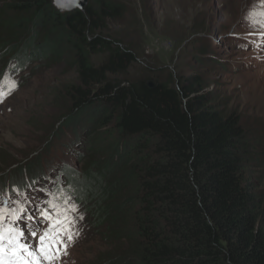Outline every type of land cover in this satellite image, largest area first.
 I'll return each instance as SVG.
<instances>
[{"label":"trees","instance_id":"16d2710c","mask_svg":"<svg viewBox=\"0 0 264 264\" xmlns=\"http://www.w3.org/2000/svg\"><path fill=\"white\" fill-rule=\"evenodd\" d=\"M127 9L0 0V85L33 61L66 60L67 117L99 132L107 199L88 229L107 247L92 264H264L260 142L203 74L149 67L131 78L136 50L108 32Z\"/></svg>","mask_w":264,"mask_h":264},{"label":"rangeland","instance_id":"374dc122","mask_svg":"<svg viewBox=\"0 0 264 264\" xmlns=\"http://www.w3.org/2000/svg\"><path fill=\"white\" fill-rule=\"evenodd\" d=\"M120 1L127 13L108 32L137 52L130 77L149 67L207 76L218 101L242 115L264 156V0ZM250 12L256 15L249 18ZM101 57L93 55L97 63ZM74 71L66 60L33 61L0 85V193H6L0 219L9 226L13 214L21 216L14 226L25 229L24 242L35 247L38 238L29 236L24 217L37 205L47 207L45 201L74 203L79 235L56 264H92L107 247L88 229L101 221L107 199L108 169L92 147L99 132L81 126L80 114L68 118L61 98Z\"/></svg>","mask_w":264,"mask_h":264},{"label":"snow or ice","instance_id":"6c2138e0","mask_svg":"<svg viewBox=\"0 0 264 264\" xmlns=\"http://www.w3.org/2000/svg\"><path fill=\"white\" fill-rule=\"evenodd\" d=\"M70 2L75 4L76 0ZM58 4L60 7L69 6L63 0H58ZM255 15L256 13L250 12L249 18ZM12 191L19 192L15 188ZM5 194L0 193V202H3ZM68 199L70 200V197ZM44 203L47 207L41 208L37 205L35 214L24 217L29 236L38 238L35 247L30 242H24L25 229L14 226V222L21 219V216L13 214V224L9 226H5L0 219V264H56L62 255H67L69 244L79 235V231L75 229L76 218L71 215V212L78 211V208L74 203L69 204L67 208L52 200ZM49 209H53L54 212H50ZM80 219H83V216ZM45 220L48 221L47 228L43 227Z\"/></svg>","mask_w":264,"mask_h":264},{"label":"water","instance_id":"95a60500","mask_svg":"<svg viewBox=\"0 0 264 264\" xmlns=\"http://www.w3.org/2000/svg\"><path fill=\"white\" fill-rule=\"evenodd\" d=\"M64 3H67L69 6L68 7H58L55 5L59 10L61 11H73L75 9H85L86 6L89 3V0H78V3L76 4H71L70 0H63Z\"/></svg>","mask_w":264,"mask_h":264},{"label":"clouds","instance_id":"9594fccd","mask_svg":"<svg viewBox=\"0 0 264 264\" xmlns=\"http://www.w3.org/2000/svg\"><path fill=\"white\" fill-rule=\"evenodd\" d=\"M53 3H54L55 5H57L58 7H60L59 4H58V0H53ZM76 3H78V0H76ZM76 3H75V4H76Z\"/></svg>","mask_w":264,"mask_h":264}]
</instances>
